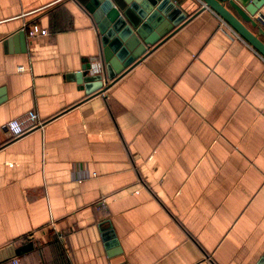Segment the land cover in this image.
Instances as JSON below:
<instances>
[{"label": "crops", "instance_id": "0c3cea01", "mask_svg": "<svg viewBox=\"0 0 264 264\" xmlns=\"http://www.w3.org/2000/svg\"><path fill=\"white\" fill-rule=\"evenodd\" d=\"M88 1L0 0V264H264V57L178 0L186 21L88 93ZM28 111L44 126L13 138Z\"/></svg>", "mask_w": 264, "mask_h": 264}, {"label": "water", "instance_id": "95a60500", "mask_svg": "<svg viewBox=\"0 0 264 264\" xmlns=\"http://www.w3.org/2000/svg\"><path fill=\"white\" fill-rule=\"evenodd\" d=\"M200 1L202 10L208 8L217 13L264 57V30L259 28L255 33L246 25L251 22L258 26L254 16L264 5V0ZM177 3L178 0H146L139 4L133 0L85 2L103 36L101 57L105 75H92V62L87 58L82 70L75 75L77 81L85 85L88 93L97 91L108 81L114 83L171 35L169 33H173L175 27L186 21L187 14Z\"/></svg>", "mask_w": 264, "mask_h": 264}, {"label": "built area", "instance_id": "2783aa9c", "mask_svg": "<svg viewBox=\"0 0 264 264\" xmlns=\"http://www.w3.org/2000/svg\"><path fill=\"white\" fill-rule=\"evenodd\" d=\"M46 34H48V31L46 29L40 28L38 25H34L30 30V35L32 37ZM96 70H98V68ZM43 126V120L35 111H28L16 118H13L7 124V127L10 130L13 138L22 137L37 129L42 128Z\"/></svg>", "mask_w": 264, "mask_h": 264}]
</instances>
